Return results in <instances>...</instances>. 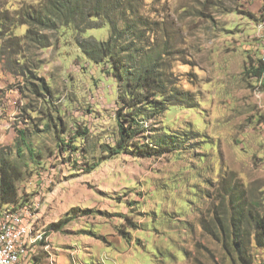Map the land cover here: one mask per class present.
Wrapping results in <instances>:
<instances>
[{
  "label": "rangeland",
  "instance_id": "374dc122",
  "mask_svg": "<svg viewBox=\"0 0 264 264\" xmlns=\"http://www.w3.org/2000/svg\"><path fill=\"white\" fill-rule=\"evenodd\" d=\"M38 1L0 0V160L31 173L16 187L19 202L37 206L33 240L66 245L42 249L35 264H238L199 220L227 172L264 191V75L248 70L264 57V0H133L143 36L126 43L125 71L155 66L166 102L139 106L132 146L172 143L148 158L108 152L125 87L108 60L92 63L77 46L106 41L108 25L47 30L50 47L19 39L18 51L25 27L10 26L14 11Z\"/></svg>",
  "mask_w": 264,
  "mask_h": 264
},
{
  "label": "trees",
  "instance_id": "16d2710c",
  "mask_svg": "<svg viewBox=\"0 0 264 264\" xmlns=\"http://www.w3.org/2000/svg\"><path fill=\"white\" fill-rule=\"evenodd\" d=\"M35 4L36 8L29 4L21 5L20 9L14 11V19L11 20L10 26L13 28L25 27V32L15 34L13 39L20 52L19 39L30 41L41 49L50 47L47 44L48 36L44 35L47 30L55 31L72 26L78 33H84V30L98 29L105 24L110 29V36L106 41L93 38L77 40L80 52L90 62L100 64L108 60L113 76L125 87L124 94L119 97L122 107L115 114L119 138L108 152L118 155L134 148L137 156L148 158L159 157L161 150L168 151L172 145L169 141L158 146H132V136L143 132V129H136L139 126L138 119H142L143 109L139 106L142 105L145 109L153 103L166 102V99H160L162 93L156 91L161 81L155 66L147 67L133 77L125 71L128 68L124 55L126 43L135 45L143 36L140 32L142 21L134 11L136 3L133 0H40ZM129 18L133 21H128ZM132 56L136 57L135 51ZM248 70L252 78L260 79L264 75V59L250 60ZM81 134L83 133L76 130L74 138L81 139ZM29 152L33 165H37L34 154ZM0 161V205L13 204L14 207L10 208L13 210L28 206L24 205L25 202H19L16 183L31 173L22 170L7 158ZM93 168L95 166L92 165L88 172ZM211 194L209 209L199 220L201 232L218 244L232 262L253 264V249H264V191L255 182L247 190L233 173L227 172L221 176V181L212 186ZM61 222L65 221L61 220L51 228L59 230ZM121 234L125 235L123 232Z\"/></svg>",
  "mask_w": 264,
  "mask_h": 264
},
{
  "label": "built area",
  "instance_id": "2783aa9c",
  "mask_svg": "<svg viewBox=\"0 0 264 264\" xmlns=\"http://www.w3.org/2000/svg\"><path fill=\"white\" fill-rule=\"evenodd\" d=\"M258 28L264 30V23ZM35 210L37 206L33 204L0 212V264H34L33 245L44 240L42 234L33 240Z\"/></svg>",
  "mask_w": 264,
  "mask_h": 264
},
{
  "label": "crops",
  "instance_id": "0c3cea01",
  "mask_svg": "<svg viewBox=\"0 0 264 264\" xmlns=\"http://www.w3.org/2000/svg\"><path fill=\"white\" fill-rule=\"evenodd\" d=\"M33 233H34V231H33ZM33 233H32V236H33ZM53 235H54V233H51V236H53ZM49 241L50 240H48L46 243L45 242L44 243L43 242H39V243H36V244L33 245V248L36 247V250H39V253L37 252L36 257L34 256L35 257L34 258V264L40 259V257H37V256H39L40 252L43 254V251H41L42 249L45 250V251H48L49 249H51L53 251H59V249H65L64 247L66 245L60 244V243L54 244L53 240H52V242H49ZM62 246H64V247H62ZM66 249H69V248H66ZM256 250L260 254L264 253V249H256Z\"/></svg>",
  "mask_w": 264,
  "mask_h": 264
}]
</instances>
